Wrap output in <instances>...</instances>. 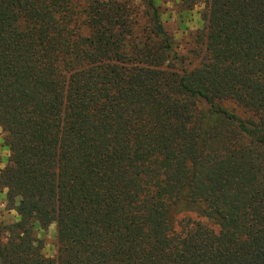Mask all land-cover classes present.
<instances>
[{
	"label": "trees",
	"instance_id": "16d2710c",
	"mask_svg": "<svg viewBox=\"0 0 264 264\" xmlns=\"http://www.w3.org/2000/svg\"><path fill=\"white\" fill-rule=\"evenodd\" d=\"M175 1L0 0V264H264V0Z\"/></svg>",
	"mask_w": 264,
	"mask_h": 264
},
{
	"label": "rangeland",
	"instance_id": "374dc122",
	"mask_svg": "<svg viewBox=\"0 0 264 264\" xmlns=\"http://www.w3.org/2000/svg\"><path fill=\"white\" fill-rule=\"evenodd\" d=\"M175 0H160L162 6L163 23L171 36L176 41L183 53L189 49L197 47L194 38L195 33L202 28L201 20L202 12L204 11L203 3H198L191 10H185L181 16L178 14ZM135 3H140V0H135ZM241 115V112H239ZM4 134L0 128V170H2L9 157V150L4 143ZM0 220L6 224L12 225L18 220L17 213L12 210L6 200V192H0ZM44 241V255L49 258H54L57 254V227L52 225L48 230L39 232Z\"/></svg>",
	"mask_w": 264,
	"mask_h": 264
}]
</instances>
